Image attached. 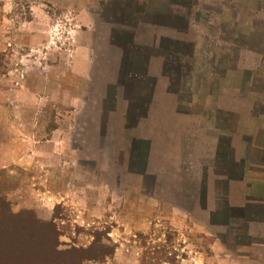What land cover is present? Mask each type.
<instances>
[{
  "label": "rangeland",
  "instance_id": "obj_1",
  "mask_svg": "<svg viewBox=\"0 0 264 264\" xmlns=\"http://www.w3.org/2000/svg\"><path fill=\"white\" fill-rule=\"evenodd\" d=\"M171 1L185 32L155 29L149 70L160 51L179 58L182 75L169 68L147 88L187 129L172 117L159 129L161 112L147 121L144 100L129 112L140 89L121 78L127 36L116 51L98 48L110 0H0V201L52 222L61 249L115 251L89 264H264V192L240 200L234 188L233 205L225 201L231 169L241 173L230 140L253 138L249 161L264 165V0ZM167 36L186 46L162 50ZM189 177L191 200L178 192Z\"/></svg>",
  "mask_w": 264,
  "mask_h": 264
},
{
  "label": "crops",
  "instance_id": "obj_2",
  "mask_svg": "<svg viewBox=\"0 0 264 264\" xmlns=\"http://www.w3.org/2000/svg\"><path fill=\"white\" fill-rule=\"evenodd\" d=\"M129 1L130 0H110V2H108L107 5V10L105 9L104 13L101 14V18L103 19V21H101L100 23L104 24L102 27H106L108 34L107 35H102V31L100 32V35L98 36V48L101 49H105L106 47L113 49L114 51H116L119 47L123 46V42L125 41L124 38L127 36V30H125V27L127 28V21H126V16H127V11H129ZM178 2V1H177ZM145 4V9H144V15L146 14L147 16H150V24L149 25H144V28L141 29L143 37H144V41L142 44H138L135 40H129L127 37V41H129V43L127 45L131 46V49L129 50H134L135 46H141L143 49L142 52V56L139 57H135V56H131L130 55V51L127 53L126 57H125V62L123 60V68L119 67L122 66V61L117 62L118 59L115 57H113V59L109 60V64L115 65V70L117 71V66L122 70H121V78H127L129 79V81L131 83H137V90L140 89L139 96L136 97H132L131 99H133V102H131V108L128 109L129 112H134L135 108L138 107L139 105V100L143 101L144 100V105L147 106V110L146 112H149L152 114V118H150V116L146 117V120L148 121L149 119L152 120H161V117L163 118V122L159 124V129H164V128H168L170 127V122H169V118L172 117V120L174 121V125L172 124L171 121V127L173 129L175 128H182V129H187L188 126L182 121L179 120V116L177 115L176 112V106L174 105L173 110L168 113V117L164 116L162 113V110L165 109L166 110V106L167 107H171L168 104H162L160 101H155V97L153 92L148 96V85L152 82H156V79H162L165 80V75L169 74L170 71H168L169 68H171L170 70H174V72L176 73V78L180 77L182 75V73L179 72V68L182 67L181 62H179V58H173L170 57L169 55H165L164 57H162V55H160V51H159V56L160 58L155 60V64L158 66L153 73L151 72L150 69V64H149V57L147 56V54H153L154 48L152 49V45L153 42L150 41V38L153 34V32L156 30H160L164 29L168 32L171 33H180V31H183L182 33L185 32V29H183V11H181L178 8H173L174 6H171L173 3L171 0H142L141 1V6H143ZM175 4V3H173ZM172 8H171V7ZM121 9V20H119V16L118 13L116 12V10ZM90 15V13H89ZM100 16V14H98ZM112 16V19H111ZM88 17V16H87ZM144 17V16H143ZM155 17L158 18V20L155 19ZM167 17H172L173 18V22H171L169 19H165ZM124 19L126 21V23L124 22ZM116 20L118 22H120V24L124 25V27L122 25H117ZM180 22L182 25V28L180 26ZM119 27H122L121 30L118 29ZM181 29V30H180ZM124 33L125 37H123V35L121 36V34ZM136 35V33H135ZM122 38V39H121ZM146 38L148 39L146 41ZM170 39L169 36H167L166 38L164 37V39H162L161 42V49H165L168 50L170 49L169 45L167 47V45H164L165 42H169L170 43H174L175 45H182V46H186V43L183 41L180 43V41L182 40H167ZM149 42V43H148ZM128 46V48H129ZM89 47H83L82 49L83 51V55L86 54L87 58L84 57L83 60H81V69H79V72H76L77 74H79V76L83 78L87 77L88 74H90V69H91V61L89 59L90 56V50L88 49ZM150 50V51H149ZM100 51V50H99ZM113 51L112 55H116V53ZM121 60V59H120ZM175 60V61H174ZM102 64L98 63V67H100ZM172 66H176L175 68ZM101 68V67H100ZM99 68V69H100ZM119 69V70H120ZM89 71V72H88ZM103 71V70H102ZM102 71H100V73H102ZM113 71V73H114ZM130 72V73H129ZM137 77V78H136ZM136 86V85H135ZM133 87V85H132ZM136 90V89H135ZM137 94V93H136ZM167 95V94H165ZM171 95V93H170ZM162 94L158 95V97H161ZM136 98L138 99L136 102ZM159 103H161L162 105H160ZM143 105V106H144ZM133 107V108H132ZM160 112L162 113L161 117L160 115H155V114H160ZM175 112V114H173ZM155 113V114H154ZM159 116V117H158ZM201 115H197L193 118V120L189 123H193L194 128L197 129L198 128V123L201 121ZM178 118V120H177ZM166 121V122H165ZM160 122V121H159ZM187 122V121H185ZM180 123V124H179ZM259 126L262 127V129L260 130V132H264V119H260L258 121ZM242 143H237L235 144L232 140H230L229 143V149L234 151V154L237 153L238 155H232L230 162H232L233 160H236L237 162H239L241 164V173L240 175H237V178L233 176L232 173V169H231V175L228 176V178L225 180V186H226V198L225 201L228 203V205L232 206L233 205V201H234V188H236V191L238 190L239 192V197L238 199H247L249 196L248 194H259L261 192H264V165L261 162H256V164H252L250 163V152H252L254 149L257 150V147H253V138L249 139V143L248 146H246L245 140L246 137L245 135L242 133ZM213 140V139H211ZM213 147L212 149H214L215 152H217V149L219 147V143H217V136H215L214 140L211 142V144ZM260 147V151L263 152L262 155H264V145L259 143L258 144ZM252 149V150H251ZM255 151V150H254ZM246 152V153H245ZM211 159V157H210ZM264 162V160H263ZM225 164L228 167V163L225 161ZM197 174L195 173L193 176V180L195 181L196 179L195 176ZM228 175V174H226ZM198 176V175H197ZM237 181H234V180ZM190 177L187 178V181L184 179V181H179V188H178V192H181L182 194H184V196L188 199L191 200V194H192V190L194 192L197 191V185L196 183H193V188H190V183L191 180ZM217 182V181H216ZM182 185V187H181ZM241 190H240V188ZM235 191V192H236ZM237 193V194H238ZM240 199V200H241Z\"/></svg>",
  "mask_w": 264,
  "mask_h": 264
},
{
  "label": "trees",
  "instance_id": "obj_3",
  "mask_svg": "<svg viewBox=\"0 0 264 264\" xmlns=\"http://www.w3.org/2000/svg\"><path fill=\"white\" fill-rule=\"evenodd\" d=\"M141 1H129L126 32L131 41L137 37L136 30L150 24V16L144 15L145 4L141 6ZM155 19L158 20L157 17ZM165 19L174 21L172 17ZM141 48L135 46L130 55L142 56ZM0 202V264H89L114 255V250L92 254L94 243L86 248L72 246L61 249V234L52 222H41L26 211L13 213L4 199Z\"/></svg>",
  "mask_w": 264,
  "mask_h": 264
}]
</instances>
